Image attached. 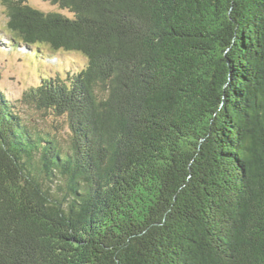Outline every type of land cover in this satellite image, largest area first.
Returning a JSON list of instances; mask_svg holds the SVG:
<instances>
[{
  "label": "trees",
  "instance_id": "16d2710c",
  "mask_svg": "<svg viewBox=\"0 0 264 264\" xmlns=\"http://www.w3.org/2000/svg\"><path fill=\"white\" fill-rule=\"evenodd\" d=\"M1 0L82 69L0 87V264H264V0ZM1 80V77H0Z\"/></svg>",
  "mask_w": 264,
  "mask_h": 264
},
{
  "label": "rangeland",
  "instance_id": "374dc122",
  "mask_svg": "<svg viewBox=\"0 0 264 264\" xmlns=\"http://www.w3.org/2000/svg\"><path fill=\"white\" fill-rule=\"evenodd\" d=\"M28 1L34 8L42 11H57L56 7L43 0ZM7 22V13L0 0V87L11 101L18 103L25 120L32 128L49 132L67 147L70 137L63 117H57L52 112L37 111L19 102L23 92L32 86H37L41 78L51 76L65 80L66 73L82 69L86 61L74 53H52L48 49L43 55L36 56L24 46L17 45L11 40L7 33Z\"/></svg>",
  "mask_w": 264,
  "mask_h": 264
}]
</instances>
